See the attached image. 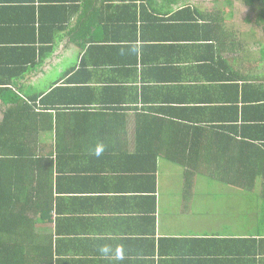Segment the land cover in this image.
Wrapping results in <instances>:
<instances>
[{
    "label": "crops",
    "instance_id": "crops-1",
    "mask_svg": "<svg viewBox=\"0 0 264 264\" xmlns=\"http://www.w3.org/2000/svg\"><path fill=\"white\" fill-rule=\"evenodd\" d=\"M223 2L240 5L158 1L144 19L139 7L138 24L102 26L83 48L72 28L85 9L0 0L3 134L35 104L43 123L25 145L55 161H44L50 213L33 214L41 264H264V38L222 17ZM177 126L202 132L197 150L224 153L231 182L255 187L197 176L188 189L161 156L153 170L147 152Z\"/></svg>",
    "mask_w": 264,
    "mask_h": 264
},
{
    "label": "trees",
    "instance_id": "trees-1",
    "mask_svg": "<svg viewBox=\"0 0 264 264\" xmlns=\"http://www.w3.org/2000/svg\"><path fill=\"white\" fill-rule=\"evenodd\" d=\"M47 1L53 3L52 5H63V7L71 8L68 9L69 13L76 12V9L72 8L85 9L79 24L74 26L72 31L73 33L82 32L80 37L82 36L84 39L83 48H86L92 43L98 47L97 43L101 41V37L97 31L102 26L138 24L140 19L136 14L139 7H141L140 18L144 19L146 10L154 12L156 2L179 3L181 0ZM240 1L250 7L251 11L257 12L256 25L264 31V0ZM81 2H84L83 6L78 5ZM91 11H94L92 15L89 14ZM108 11L112 12L113 15L106 18L105 14ZM129 11L134 12V15H131ZM196 13L200 18H206V15L199 10H196ZM213 17L210 15L208 19L211 21ZM247 23L253 22L248 21ZM51 26L55 30L56 26ZM68 28L69 26H65V29ZM62 29L61 27L60 31ZM60 31H54V34L57 32L55 34L57 35ZM23 103L25 104V102ZM34 105L27 104L29 109H22L27 116L19 110V114H23L28 120L24 122L20 120L18 133L12 132L10 136L4 135V129L9 121L0 123V264H41V260L38 261L37 258L44 250L41 234L36 228L38 221L34 222L33 214H41L44 217L45 212H48V215L50 213L49 208L45 209L48 200L43 194V189L54 172L53 170H46L44 161L51 163L50 169L54 168L55 161L52 157L46 158V155L38 154L25 145L29 143L28 140L31 137L28 130L30 126L42 125L43 123L38 120H42L45 112L36 110ZM166 129L170 132L168 136H161L156 150L147 152L148 155L152 154L153 170H156V160L161 156L183 169L185 185L188 189L192 188V180L197 176L210 177L218 180V182L223 181L224 185L232 188L255 187L254 185L231 182L235 176L234 168H225V166H220L217 163L220 157L224 158V153L221 154L218 151L204 153L197 150L203 145L201 142L202 132L194 130L191 132V138H187L185 135L193 130L188 126L167 127ZM137 139L140 144L142 137ZM143 149V145H141L139 153H142ZM210 154L209 159L205 157ZM227 179H230V182H227ZM48 191L52 192L51 185L48 187ZM47 194L49 193L47 192ZM47 251L46 249L44 251L46 255L49 254Z\"/></svg>",
    "mask_w": 264,
    "mask_h": 264
},
{
    "label": "rangeland",
    "instance_id": "rangeland-1",
    "mask_svg": "<svg viewBox=\"0 0 264 264\" xmlns=\"http://www.w3.org/2000/svg\"><path fill=\"white\" fill-rule=\"evenodd\" d=\"M187 0H181L180 2H185ZM195 2L199 3L201 2V4L204 5V7L206 8H217L216 4L218 2H221L222 0H202V1H199V0H194ZM235 2H238L240 5H237L236 8H235V5L233 3H221L223 8H225V10L221 11L222 12V17L224 18H229L230 16V12H233L235 14V16H237V18H239L242 22V24H244L245 26V30L248 32L250 31H255V33H257L259 36H261V38H264V31H262L261 28H259L258 25H256V19H257V12L255 10L251 11L250 7H248L247 5H244L242 3V1L240 0H233ZM200 4V3H199ZM200 6V5H199ZM222 8V7H221ZM249 19V20H248ZM249 22H253V23H247L248 21ZM171 168H175V166L171 165ZM175 169H173L171 171V174L169 176H167V179L168 181H170L172 183V191L175 192V190L179 187L177 185L174 184L173 182V178H175Z\"/></svg>",
    "mask_w": 264,
    "mask_h": 264
}]
</instances>
